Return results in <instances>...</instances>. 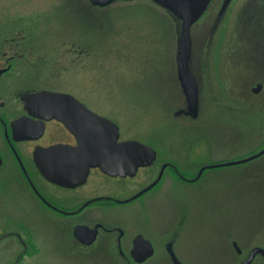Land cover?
Segmentation results:
<instances>
[{
  "label": "flooded vegetation",
  "instance_id": "flooded-vegetation-1",
  "mask_svg": "<svg viewBox=\"0 0 264 264\" xmlns=\"http://www.w3.org/2000/svg\"><path fill=\"white\" fill-rule=\"evenodd\" d=\"M206 13L215 14V22L202 52L201 81L191 72L198 85L196 110L190 111L186 98L184 109L171 110L169 103L168 111L173 119L195 121L193 125L204 127L217 123L218 128L194 137L182 149L126 137L122 123L128 117L127 108L119 100H114L118 106L112 100L99 106L89 93L88 98L84 96L82 91L91 87L81 88L86 85L80 83V74L95 70L98 59L90 36L83 44L79 37L78 42H63L58 50L45 52L32 50L20 40L27 29L0 32V264H191L177 248L184 226L191 224L190 212L157 211L159 201L152 197L166 188L168 175L175 188L189 182L185 178L198 169V173L216 171L218 183L227 186L253 164L249 171L261 180L264 138L257 145L245 139L241 143L244 128L232 125L237 124L236 119L241 125L240 117L248 114L252 123L264 124V1L212 0L202 18ZM175 61L176 75H171L184 97L177 57ZM41 91L61 92L75 99L51 107L48 102L25 98ZM80 103L114 121L119 141L137 139L153 147V162L126 175L91 167L84 181L72 185L50 180L38 165L39 153L57 144L78 145L70 122L80 121L81 113H88ZM55 109L60 117L50 115ZM218 110L213 116L212 111ZM218 117L223 123H218ZM213 134H231L228 153L193 161L197 141L212 148ZM245 144L249 149L242 151ZM181 164L188 166L186 171ZM224 168L233 171L217 172ZM232 246L233 264L247 261L254 248H264L256 244L248 252L236 240Z\"/></svg>",
  "mask_w": 264,
  "mask_h": 264
},
{
  "label": "rangeland",
  "instance_id": "rangeland-1",
  "mask_svg": "<svg viewBox=\"0 0 264 264\" xmlns=\"http://www.w3.org/2000/svg\"><path fill=\"white\" fill-rule=\"evenodd\" d=\"M214 22L215 14L206 13L191 29L190 70L200 81L202 52ZM15 27L27 29L21 41L32 50L45 52L58 50L63 42H78L79 37L80 44L93 38L98 59L95 70L80 74V83L86 85L81 88L91 87L82 92L86 98L89 93L92 102L99 106L109 100L118 106L114 100H119L127 108L128 117L122 123L126 137L138 138L156 147L182 149L204 132L216 131L217 123L204 127L193 125L195 121L169 116V103H172L171 110L185 108V98L171 75L177 71L175 57L180 47L181 22L153 1L115 2L107 8H97L88 0H0V32L8 34ZM218 113L219 110L212 111L213 116ZM240 118L241 125H238L240 119H236L237 124L232 127L243 126L241 143L244 139L250 145L262 142L264 124L252 123L251 114ZM218 119V123H223V118ZM230 136L213 134L212 148L198 140L192 160L200 162L225 156ZM248 144L241 147L242 151L249 149ZM252 165L227 186L218 183L221 180L216 171L198 173L196 169L194 175L185 178L189 182L175 188L168 175L166 188L152 196L159 201L157 211L190 212L191 224L184 226L177 248L191 264H231L236 259L233 240L248 252L256 244L264 245V176L256 180L249 171ZM187 167L181 164L183 171ZM232 171L217 170L223 174ZM252 264H264V256L258 255Z\"/></svg>",
  "mask_w": 264,
  "mask_h": 264
},
{
  "label": "water",
  "instance_id": "water-1",
  "mask_svg": "<svg viewBox=\"0 0 264 264\" xmlns=\"http://www.w3.org/2000/svg\"><path fill=\"white\" fill-rule=\"evenodd\" d=\"M93 6L107 7L117 1L133 0H89ZM166 9L181 22L179 34L180 47L177 52L178 76L183 92L188 101L190 111L197 106L198 85L190 71L189 60L192 53L191 29L207 10L211 0H152ZM28 101L48 102L55 106L62 100L75 97L61 92L41 91L27 94ZM83 110L79 118L71 120L70 125L75 132L78 145L57 144L45 148L39 153L37 160L42 172L52 181L72 185L84 181L91 167H100L110 174H134L140 166L150 165L155 156L154 149L138 140L119 141V127L112 120L94 113L80 103ZM58 108V107H56ZM87 114V115H86ZM51 116L60 117L57 109ZM264 255V248H254L247 261L251 264L259 255Z\"/></svg>",
  "mask_w": 264,
  "mask_h": 264
}]
</instances>
